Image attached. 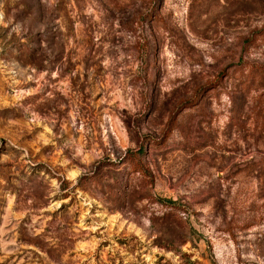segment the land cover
<instances>
[{"label":"rangeland","instance_id":"obj_1","mask_svg":"<svg viewBox=\"0 0 264 264\" xmlns=\"http://www.w3.org/2000/svg\"><path fill=\"white\" fill-rule=\"evenodd\" d=\"M259 66L264 0H0V264H264Z\"/></svg>","mask_w":264,"mask_h":264},{"label":"trees","instance_id":"obj_2","mask_svg":"<svg viewBox=\"0 0 264 264\" xmlns=\"http://www.w3.org/2000/svg\"><path fill=\"white\" fill-rule=\"evenodd\" d=\"M249 76L252 77H256V76H260L262 77V79H264V67L263 66H259V67H252L250 69L249 72ZM172 123V120L170 121L169 125ZM169 127V126H168ZM170 132H168V136L171 133L172 128H170ZM147 151L145 150V148H141L139 150L136 151H129V155H128V160L131 161V165L133 164V171L134 172H141V173H146V167H145V157H146Z\"/></svg>","mask_w":264,"mask_h":264}]
</instances>
